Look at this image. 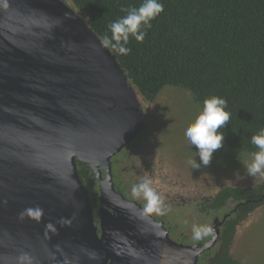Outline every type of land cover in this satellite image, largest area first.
<instances>
[{
  "label": "water",
  "instance_id": "95a60500",
  "mask_svg": "<svg viewBox=\"0 0 264 264\" xmlns=\"http://www.w3.org/2000/svg\"><path fill=\"white\" fill-rule=\"evenodd\" d=\"M145 130L142 97L82 15L0 0V264H198L216 238L180 245L115 190L111 159ZM78 163L107 172L97 214Z\"/></svg>",
  "mask_w": 264,
  "mask_h": 264
},
{
  "label": "trees",
  "instance_id": "16d2710c",
  "mask_svg": "<svg viewBox=\"0 0 264 264\" xmlns=\"http://www.w3.org/2000/svg\"><path fill=\"white\" fill-rule=\"evenodd\" d=\"M62 1L110 48L144 102L154 103L168 89L188 92L201 110L205 99L224 98L231 118L218 130L225 134L223 142L233 149L258 151L250 141L264 128V0H158L163 11L150 28L141 26L146 33L142 42L129 37L124 44L131 50L128 54L106 38L115 44L110 25L144 0ZM247 196L258 201L260 187H228L216 206L229 197ZM254 209L249 204L243 215L227 220L211 264H242L230 247L240 221Z\"/></svg>",
  "mask_w": 264,
  "mask_h": 264
},
{
  "label": "flooded vegetation",
  "instance_id": "af4514ba",
  "mask_svg": "<svg viewBox=\"0 0 264 264\" xmlns=\"http://www.w3.org/2000/svg\"><path fill=\"white\" fill-rule=\"evenodd\" d=\"M148 104L152 105L153 103ZM151 143V137L146 129L121 152L112 157L111 172L115 188L118 185L119 188L124 190L122 194L128 201L145 208L158 223L163 224L170 238L180 245H205L216 238L212 248L199 257L198 264H211L213 262L227 220L234 216L240 217V215H243L242 212L247 210L249 204H254L255 209L237 226L230 247V254L240 262L241 260L236 256L234 250L235 245H237V233L240 225L250 215L264 206V189L262 188L264 183L256 179L257 181L250 186L221 185L215 189L213 187L215 183H206L207 188L199 190L195 186L197 182L195 184L188 182H195V180H182L177 177V174L171 173L168 166L159 160L150 149ZM78 169L84 187L88 192V197L90 196L91 198H89L93 200L91 205L97 214L100 204L101 183L106 179L107 172L101 168V172L97 175L92 167L81 163H78ZM145 180L149 181L150 187L159 197L157 204L151 210L147 208V200L142 195L137 197L132 193L133 187ZM228 187L247 191L254 187H260L261 196L258 201L250 196L241 199L229 197L217 208L216 202ZM196 225H206L212 231L200 240H194L192 238V228Z\"/></svg>",
  "mask_w": 264,
  "mask_h": 264
},
{
  "label": "rangeland",
  "instance_id": "374dc122",
  "mask_svg": "<svg viewBox=\"0 0 264 264\" xmlns=\"http://www.w3.org/2000/svg\"><path fill=\"white\" fill-rule=\"evenodd\" d=\"M143 109L152 142L150 149L178 178L195 180L188 182H197L195 186L199 190L207 188L206 183H215L214 189L221 185L250 186L257 180L264 183L260 175H247L245 165L251 161L252 153L233 149L224 142L223 147L213 153L210 165L192 169L189 162L194 158L199 162V157H195L197 149L190 145L184 133L202 110L188 92L165 90L152 105L143 101ZM115 190L120 194L124 192L118 185ZM236 243L235 254L242 264H264V206L240 225Z\"/></svg>",
  "mask_w": 264,
  "mask_h": 264
},
{
  "label": "clouds",
  "instance_id": "9594fccd",
  "mask_svg": "<svg viewBox=\"0 0 264 264\" xmlns=\"http://www.w3.org/2000/svg\"><path fill=\"white\" fill-rule=\"evenodd\" d=\"M163 11V5L158 0H144L139 8L128 10L126 16L110 25V30L113 33L112 44L111 40H107L111 46L116 47L122 54H128L131 50L126 48L124 44L128 42L129 37L142 42L145 36L144 28H150V21ZM227 101L224 98L212 96L203 102L202 111L197 115L195 120L186 127L185 137L191 146L197 149L196 156L199 157V162L194 158L189 163L192 169H199L201 166L207 167L210 165L213 153L223 147L225 134L223 131H218L226 126L230 121V113L226 111ZM253 144L258 151L251 154V161L245 165L247 175L256 177L260 175L264 177V128L258 134L251 137ZM133 195L143 196L147 200V208L151 210L158 202L159 197L150 187L149 181L134 186L132 189ZM211 228L206 225H196L192 228V238L200 240L205 235L211 233ZM21 261L28 259L26 255L20 257Z\"/></svg>",
  "mask_w": 264,
  "mask_h": 264
},
{
  "label": "bare ground",
  "instance_id": "6f19581e",
  "mask_svg": "<svg viewBox=\"0 0 264 264\" xmlns=\"http://www.w3.org/2000/svg\"><path fill=\"white\" fill-rule=\"evenodd\" d=\"M91 160H93L92 162L97 161L99 163V161H102V158L101 157L100 158H93V157H91ZM100 166L103 167L102 165H100Z\"/></svg>",
  "mask_w": 264,
  "mask_h": 264
}]
</instances>
